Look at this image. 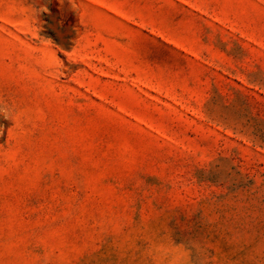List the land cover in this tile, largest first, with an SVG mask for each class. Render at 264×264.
Instances as JSON below:
<instances>
[{
	"label": "rangeland",
	"instance_id": "rangeland-1",
	"mask_svg": "<svg viewBox=\"0 0 264 264\" xmlns=\"http://www.w3.org/2000/svg\"><path fill=\"white\" fill-rule=\"evenodd\" d=\"M0 264H264V0H0Z\"/></svg>",
	"mask_w": 264,
	"mask_h": 264
}]
</instances>
